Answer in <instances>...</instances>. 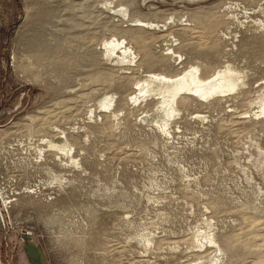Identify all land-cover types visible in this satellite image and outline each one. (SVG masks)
Wrapping results in <instances>:
<instances>
[{"label": "rangeland", "instance_id": "obj_1", "mask_svg": "<svg viewBox=\"0 0 264 264\" xmlns=\"http://www.w3.org/2000/svg\"><path fill=\"white\" fill-rule=\"evenodd\" d=\"M261 32L264 0H0V264H264ZM192 62L240 86L138 93Z\"/></svg>", "mask_w": 264, "mask_h": 264}, {"label": "bare ground", "instance_id": "obj_2", "mask_svg": "<svg viewBox=\"0 0 264 264\" xmlns=\"http://www.w3.org/2000/svg\"><path fill=\"white\" fill-rule=\"evenodd\" d=\"M127 9H128L127 7H123L121 11L127 14ZM143 23H141V25ZM144 24H147V23H144ZM150 24L151 22L148 25L150 26ZM154 25H157V24H154ZM154 25L152 24V26ZM139 30L140 28L136 26H131V27L124 29L125 33H128V35L130 34L137 43L141 42L142 44L143 39L140 38V36L138 35ZM142 34L143 33H141V35ZM256 37L259 40L264 41V32L259 33ZM123 42L124 41L119 42L118 39L105 40L103 42L104 55L108 57L112 56L116 52V48L117 47L120 48L121 46L120 44ZM262 48L264 47L262 46ZM173 49L175 50V48L171 49L172 52H174ZM129 52H132V48L130 46L127 47L124 45L122 55L118 57L119 62L125 60L126 54ZM145 56L141 60V62L151 65V63L148 62ZM187 68L189 69L186 70L185 73L176 75L174 77L163 73V74H157V75L151 76L150 78L145 79L143 82H139L138 83V90H139L138 93L145 95L147 93L156 92L157 94H160L162 96L161 102L164 105L172 103L171 111L172 113H175L178 110V108L177 106L174 105V103L178 102V103L183 104L185 100L187 99V96L182 94L183 92L191 91V92L199 94L200 96L204 98H208L215 94L216 95L220 93L222 94V93H226L228 91H233L237 89L240 86V82H241L240 80L243 78L242 77L243 74H241V71L239 72L236 69V67H234L232 64H227L223 67H219L221 69L217 70L216 72H213L212 74L208 76H205L206 75L205 73L210 72V69H209L210 67L203 62H192L189 64ZM100 78L93 77V80L97 81ZM154 84H156V87H154ZM136 95L137 96L132 97L133 100L139 98V94H136ZM113 101H114V98L110 97L104 100L103 105L108 107L113 103ZM65 142L64 143L62 142V145L60 146L63 149H67V143ZM50 143L53 146H59L58 144L54 143L53 140ZM207 239L209 242L215 241L214 238L211 236H209ZM29 247H30L31 255L35 259L40 260L41 252L39 251V249L34 244H30Z\"/></svg>", "mask_w": 264, "mask_h": 264}]
</instances>
